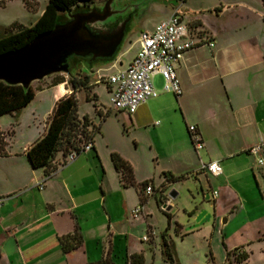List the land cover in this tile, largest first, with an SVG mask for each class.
Instances as JSON below:
<instances>
[{
  "label": "crops",
  "instance_id": "1",
  "mask_svg": "<svg viewBox=\"0 0 264 264\" xmlns=\"http://www.w3.org/2000/svg\"><path fill=\"white\" fill-rule=\"evenodd\" d=\"M191 2L179 0L167 14L177 9L190 35L201 41L175 64L180 95L173 98L171 92L164 91L162 76L155 74L158 95L133 113L118 111L131 134H105L102 125L106 119H102L92 134L91 149L65 164H60L62 156L58 154L49 173L43 167H31L25 152L45 131L55 102L69 94L71 87L66 81L54 83L52 77L31 84L33 98L10 115L16 117L29 108L31 115L45 116L43 131L21 136L25 139L17 146L12 142L17 134H0L4 141L0 149V264H131L133 254H141L143 264L150 257L153 264L157 253L165 260L163 240L171 241L177 253L171 235L161 232L149 241L141 239L143 230L154 231L147 222L148 199L158 194L159 200L172 206L164 187L173 181H167L163 172L183 176L182 181L191 176L195 203L187 211L189 218H195L199 209L206 213L203 222L186 228L165 211L169 215L166 231L174 222L182 242L203 231L210 250L208 260L213 264H217L214 241L223 245L225 256L235 248L245 252V243L264 242V163L257 164L256 156L248 152L251 146L261 144L264 156V0ZM137 50L138 44L123 63L111 64L116 57L109 64L96 66L90 74V88L79 89L76 97L84 92L85 101H90L101 81L109 94L106 77L126 67ZM176 105L186 131L188 125L196 127L204 144L200 150L193 148L188 131L180 134L184 129L179 128L178 117L172 112ZM94 113L102 116L96 105ZM84 114L94 125L88 112L79 116ZM142 149L149 155L145 168L142 161L146 163L148 158L140 156ZM112 153L130 165L133 185L121 179ZM213 160L221 167L217 176L200 169L201 163ZM147 167L152 168L146 171ZM144 181L152 187L150 194L141 188ZM140 202L146 216L132 217L131 209ZM239 217L243 221L235 227ZM75 230L81 234V245L63 251L60 238ZM236 235L242 236L241 241H236Z\"/></svg>",
  "mask_w": 264,
  "mask_h": 264
},
{
  "label": "rangeland",
  "instance_id": "2",
  "mask_svg": "<svg viewBox=\"0 0 264 264\" xmlns=\"http://www.w3.org/2000/svg\"><path fill=\"white\" fill-rule=\"evenodd\" d=\"M47 1L48 0H0V34H3L5 29H7V27L13 22H20L23 25H29L32 23L33 20L39 17ZM191 1L193 0H190V2ZM103 2L104 0L94 1L95 5L97 6H100ZM177 4H179V0L114 1V8L126 9L122 15H127L129 13L132 14L128 25V32L120 46L119 52L117 53V59L111 64H118V61H122L123 63L127 58H129L137 49V39L139 32L143 29L154 27L157 22L166 18L170 9ZM184 21L186 22L185 19ZM63 76L67 77V75ZM102 83L103 81L98 83V85L94 88L96 97L92 96L90 101H85L84 92L77 94L78 114L88 112L91 119L94 121L95 126L100 125L102 119H106L102 125V131H104L105 134H131V131L124 126L123 113L110 109L109 94L105 85ZM171 95L173 98H175V95L172 92ZM34 104H36V102ZM94 105L101 109L102 116L94 113ZM172 112L178 117L177 119L179 128L184 129V132L180 131V134H187L184 124L180 123L182 122V119L180 120L181 114L179 107L176 105L174 111ZM39 115V117L36 115H31L29 108L22 110V113L16 117L11 116L10 114H3L0 116V127L3 129H0V132L9 135L17 134L16 138L14 137L12 140V142H14L13 146H17L19 143H21L22 139H25L21 136H26L27 134H38L43 131L45 125V116H41V114ZM94 133H96V131H94ZM141 134H152V132H142ZM140 156L142 158H148L146 163H143L141 160L142 166L145 168L147 166V162H149L148 151L145 149H142V151L140 150ZM150 168L152 167H147V170H145L150 171ZM194 181L195 180L190 176L188 181L180 180L178 182H172L171 184L170 182L165 184V195L172 201V206L169 210L162 208L164 202L159 200L158 194L155 197L151 196L148 199L147 210L149 213L147 222L152 225L158 237L160 236L161 232H166V237L171 235V237L176 242L177 253L174 249V261L172 264H204L209 259L210 250H208V245L205 241L206 236L204 237V235L201 233L203 231L195 233L183 242L180 240V236H177V231L174 229V225L176 224L174 222L172 223L170 230L166 231L168 216L164 213L165 211L169 212L178 224H182L186 228H188V225H192V223L197 225L205 220L206 213L202 212L200 209L196 214L197 219L196 217L189 218V214L187 212L195 203V200L193 199V194L195 193L192 192V187L194 185L192 182ZM172 190L178 193L174 198L170 197L169 195L170 191ZM174 208L176 210L172 211ZM188 220H190L189 223H187ZM241 221H243L242 217L237 218L234 223L235 227H238L241 224ZM229 226L227 228L228 233L230 230ZM145 233L146 231L144 232L143 230V234ZM241 238L242 236L240 235H236L235 237L236 241H241ZM212 248L213 253L217 258V264H231L233 262L232 260V262L227 261V258L224 255V248L221 243L214 241ZM242 249L245 250L247 259L246 261L240 262L239 264H264L263 241L257 240L250 244L245 243L242 245ZM156 255L157 256L155 257L153 264H168L166 260L161 259L159 253ZM146 264H151L150 257Z\"/></svg>",
  "mask_w": 264,
  "mask_h": 264
},
{
  "label": "trees",
  "instance_id": "3",
  "mask_svg": "<svg viewBox=\"0 0 264 264\" xmlns=\"http://www.w3.org/2000/svg\"><path fill=\"white\" fill-rule=\"evenodd\" d=\"M95 0H48L39 17L30 25L13 22L3 34H0V53L20 48L34 36L51 29L56 18L64 12L80 5H91ZM54 83L66 81L71 92L60 97L54 104L47 118L45 131L26 150L25 154L31 167H43L46 173L55 168L54 160L58 154L62 160L71 151L78 149L87 139L92 137L98 126L91 124L89 118L84 114H78V100L76 92L79 89H88L91 78L90 74L83 72L80 68L73 71L69 76L54 74L49 76ZM90 88V87H89ZM34 91L31 86L23 88L19 84H7L0 81V116L3 114L16 113L27 105L33 98ZM0 134H3L0 132ZM4 145L3 137L0 135V149ZM114 167L119 171L124 183L134 184L132 169L130 165L117 153L111 154ZM162 175L167 181L181 180L183 176H173L169 172ZM147 184L142 182L141 188ZM169 218V215H167ZM82 243L81 234L75 230L60 238L63 251L72 250ZM162 255L168 264L174 261V246L171 241L163 240ZM232 257V261L231 258ZM226 258L231 264H239L246 261L247 254L238 249L226 251ZM131 264H143L141 254H133L130 258ZM97 264H106L101 261Z\"/></svg>",
  "mask_w": 264,
  "mask_h": 264
},
{
  "label": "water",
  "instance_id": "4",
  "mask_svg": "<svg viewBox=\"0 0 264 264\" xmlns=\"http://www.w3.org/2000/svg\"><path fill=\"white\" fill-rule=\"evenodd\" d=\"M114 1L74 7L59 15L51 29L20 48L0 53V81L28 88L54 74L69 76L79 68L91 74L96 66L113 62L132 14L122 15L126 9L114 8ZM169 195L174 198L176 192Z\"/></svg>",
  "mask_w": 264,
  "mask_h": 264
},
{
  "label": "built area",
  "instance_id": "5",
  "mask_svg": "<svg viewBox=\"0 0 264 264\" xmlns=\"http://www.w3.org/2000/svg\"><path fill=\"white\" fill-rule=\"evenodd\" d=\"M138 50L126 67L118 69L106 77L109 85V107L116 111L133 113L137 107L149 98L156 97L158 90L154 86L153 77L160 74L163 78V90L172 92L175 96L181 93V87L175 72V64L183 53L198 44L200 40L190 35L189 26L183 16L174 10L169 16L157 22L152 29H143L138 34ZM212 46L210 41H205ZM187 131L193 148L198 151L204 144L196 127L188 125ZM91 138L87 139L78 149L71 150L60 164L73 161L79 153L91 149ZM262 145L256 144L248 152L256 156L257 164L264 163V156L260 154ZM201 170L217 176L221 173L218 161L201 163ZM146 194L152 192L149 184L143 186ZM0 198V204H1ZM131 216H146L144 203L140 202L131 209ZM154 231L148 229L142 236V241L153 238ZM204 264H213L210 260Z\"/></svg>",
  "mask_w": 264,
  "mask_h": 264
}]
</instances>
